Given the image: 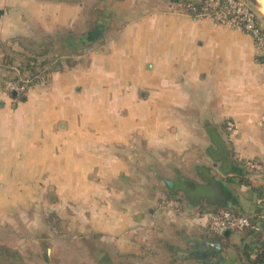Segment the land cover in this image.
<instances>
[{
  "label": "crops",
  "instance_id": "obj_1",
  "mask_svg": "<svg viewBox=\"0 0 264 264\" xmlns=\"http://www.w3.org/2000/svg\"><path fill=\"white\" fill-rule=\"evenodd\" d=\"M28 57L54 71L12 104L1 85L12 70L20 75L17 65ZM263 116L264 55L251 35L229 25L170 0H0L1 233L14 225V197L28 198L31 181L52 180L57 211L69 207L83 218L76 226L98 235L95 248L107 247L90 249V263L86 255L77 260L100 264L107 254L114 264H155L159 220L166 231L204 235V213L215 208H191L178 195L170 202L177 212L162 215L168 189L156 190V182L203 183L205 170L226 184L208 154L215 147L209 128L233 161L264 162ZM250 183L226 185L234 209L254 194ZM206 240L215 242L197 239L192 249L215 250ZM216 251L209 264H228Z\"/></svg>",
  "mask_w": 264,
  "mask_h": 264
},
{
  "label": "rangeland",
  "instance_id": "obj_2",
  "mask_svg": "<svg viewBox=\"0 0 264 264\" xmlns=\"http://www.w3.org/2000/svg\"><path fill=\"white\" fill-rule=\"evenodd\" d=\"M246 1L249 2L248 0ZM97 10L96 13L98 12L99 14L101 11ZM255 10L264 24V14L258 8H255ZM108 24L110 23L108 22ZM1 89L6 90L2 85ZM28 92H26V95ZM5 93L7 92L5 91ZM7 94L10 96L12 104L22 101L20 98H12L9 93ZM249 180L250 182L255 180V187L258 188V191L254 192L251 197L245 196L243 203L239 207L240 209H235V211L248 215L250 218L260 217L256 224L255 238L252 237L255 240L259 236L258 232H262L264 235V171L259 174L255 173L249 177ZM19 184L23 186V189L20 190H24L26 182H20ZM38 184L40 185L39 192L45 191L43 195L40 194L38 196ZM156 184V190L162 188L166 192L168 189V186L162 185L160 181H157ZM53 186L52 180L45 181L42 185L41 182L31 181L28 188L30 192L28 198L25 195H21V193L14 197L12 214L14 225L6 231L0 232V240H5L10 246L0 245V264L3 262L5 264H85L84 261H79L76 258H84L86 255L85 260L90 263V249L96 250L99 254L107 253V247L101 243L95 248V242L100 240L98 235H87L86 231H82L80 227L76 226V221L83 220L82 217L70 214L69 207L66 206L61 208H68L67 211H57L60 209L59 200L54 196ZM260 193L261 197L259 196ZM169 197V194H167L166 198L164 196L160 199L163 203L160 212L162 215L168 211L167 208L173 212H177L179 209V205H170L173 200ZM205 211H208V209L206 208ZM146 213L148 215V212ZM158 227L160 234L156 237L158 248L155 253L158 254L159 260L155 261V264H205L201 260L202 257L192 258L189 254L193 251L191 242L202 238L210 239L208 231L204 235H198L194 232L187 235L176 228H170L169 231H166L163 220H159ZM148 231L146 235L149 237L151 235L148 234ZM181 232L183 234L180 235L179 233ZM230 234L229 238L221 237L216 238L214 241L223 245L221 256L228 264H244V243L242 242L244 234L236 232H231ZM166 236H169L168 238L179 236L182 242L181 245H171V243L166 241ZM252 238H249L247 242L250 243ZM3 248L6 249L5 253L2 252ZM100 264L114 263L105 254V258L102 259L101 257ZM116 264L120 263L117 262ZM123 264L133 263L130 261L129 263L123 262ZM142 264H149V262L143 261Z\"/></svg>",
  "mask_w": 264,
  "mask_h": 264
},
{
  "label": "trees",
  "instance_id": "obj_3",
  "mask_svg": "<svg viewBox=\"0 0 264 264\" xmlns=\"http://www.w3.org/2000/svg\"><path fill=\"white\" fill-rule=\"evenodd\" d=\"M204 1L205 0H170V3L174 6L183 7V9L186 8L188 4H193L196 8V11H199ZM45 65L47 64H43L42 66L38 65L37 62L31 57L26 58L24 62L18 64L17 70H19L20 75H22L29 82L27 85V89L23 94L10 93L11 97L23 99L27 91L49 79L52 72L54 71V67L44 70ZM12 71L13 74H11L9 80L18 81L20 75H16V72L14 70ZM208 134L213 144L215 145L214 148H209L208 154L213 160L221 163L223 171L227 175L225 178L226 184H224V182L217 183V181L211 176V174L208 171L204 170L200 174L203 183L185 177H180L175 181L167 182L168 194L170 196L169 198L180 201L181 198L177 196L181 195L191 208L200 206L201 210H205L206 208H209L206 204L214 203V212L231 210L234 213H238L234 209V206H236V201L226 185L234 182L251 185L249 177L253 174H251L246 169L245 162H235L230 158V150L227 148V146H225L224 142L221 139V136L216 132L214 128H209ZM252 188L255 192L258 191V188ZM218 191L222 193L221 197L220 195L219 197H217ZM259 196H262L261 193ZM230 203L233 205V207L229 206ZM259 220V216L251 218V222L255 226ZM242 234H244V237L242 238V242L244 243L243 263L264 264V235L262 234V232H258L259 236L255 240H253L255 238L254 235L256 234V230L254 228H248L244 232H242ZM208 236H210V239L213 241L216 238L221 237L229 238V236H226L225 234L215 235L209 233ZM249 238H252L250 243L247 242ZM2 252L4 251L2 250ZM207 257L201 258V260L205 262V264H209V262L213 259ZM1 264H5V262ZM214 264H219V262H216Z\"/></svg>",
  "mask_w": 264,
  "mask_h": 264
},
{
  "label": "built area",
  "instance_id": "obj_4",
  "mask_svg": "<svg viewBox=\"0 0 264 264\" xmlns=\"http://www.w3.org/2000/svg\"><path fill=\"white\" fill-rule=\"evenodd\" d=\"M184 10L190 14L211 18L216 23L229 25L251 35L258 50L264 55V24L255 7L246 0H205L199 11H196L193 4H188ZM28 82L20 76L18 81L6 80L4 88L9 94H20L26 91ZM262 121L264 122V116ZM227 128L230 131L235 129L231 122L227 124ZM245 167L253 175L263 173L264 162L248 160L245 161ZM204 216L207 217L206 230L215 235H221L228 231L242 233L248 228L257 229L252 224L250 216L234 213L231 210L205 212Z\"/></svg>",
  "mask_w": 264,
  "mask_h": 264
},
{
  "label": "flooded vegetation",
  "instance_id": "obj_5",
  "mask_svg": "<svg viewBox=\"0 0 264 264\" xmlns=\"http://www.w3.org/2000/svg\"><path fill=\"white\" fill-rule=\"evenodd\" d=\"M194 249L192 252H190L189 256H193V257H202V258H206L207 256L209 258H216L217 257V251L216 249L215 250H211V249H208V250H205V249H202L198 246H195V244L193 245ZM207 257V258H208Z\"/></svg>",
  "mask_w": 264,
  "mask_h": 264
},
{
  "label": "water",
  "instance_id": "obj_6",
  "mask_svg": "<svg viewBox=\"0 0 264 264\" xmlns=\"http://www.w3.org/2000/svg\"><path fill=\"white\" fill-rule=\"evenodd\" d=\"M255 8H258L259 10L261 9V4H260V2L258 1V0H248ZM162 184L163 185H165L166 184V182H162ZM225 235L226 236H229L230 235V232L228 231V232H226L225 233ZM203 244H204V246L207 248V247H209V246H212V247H214L216 250H218V251H222L223 250V246L220 244V243H218V242H212V241H208V240H206V241H204L203 242Z\"/></svg>",
  "mask_w": 264,
  "mask_h": 264
},
{
  "label": "bare ground",
  "instance_id": "obj_7",
  "mask_svg": "<svg viewBox=\"0 0 264 264\" xmlns=\"http://www.w3.org/2000/svg\"><path fill=\"white\" fill-rule=\"evenodd\" d=\"M261 4V12L264 14V0H258Z\"/></svg>",
  "mask_w": 264,
  "mask_h": 264
}]
</instances>
